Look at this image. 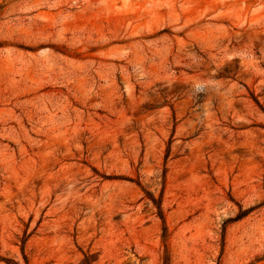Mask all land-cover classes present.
I'll list each match as a JSON object with an SVG mask.
<instances>
[{
    "label": "rangeland",
    "instance_id": "1",
    "mask_svg": "<svg viewBox=\"0 0 264 264\" xmlns=\"http://www.w3.org/2000/svg\"><path fill=\"white\" fill-rule=\"evenodd\" d=\"M25 261L264 264V0H0V264Z\"/></svg>",
    "mask_w": 264,
    "mask_h": 264
},
{
    "label": "trees",
    "instance_id": "2",
    "mask_svg": "<svg viewBox=\"0 0 264 264\" xmlns=\"http://www.w3.org/2000/svg\"><path fill=\"white\" fill-rule=\"evenodd\" d=\"M138 186L139 184L136 183ZM147 199L152 203V205L154 206V208L156 209V214L158 216V218L161 220L162 224L164 225V219H163V214H162V210H161V202L160 200H156L154 199L149 193H146ZM248 214V211H241V214L238 215L233 221H238L240 219H242L243 217H245ZM166 238V229L165 227H163L162 229V239L163 241H165ZM7 264H16V263H12V262H8ZM25 264L26 261H25Z\"/></svg>",
    "mask_w": 264,
    "mask_h": 264
}]
</instances>
